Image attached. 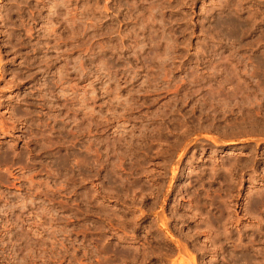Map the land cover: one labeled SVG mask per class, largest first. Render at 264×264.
I'll return each mask as SVG.
<instances>
[{
  "label": "rangeland",
  "instance_id": "1",
  "mask_svg": "<svg viewBox=\"0 0 264 264\" xmlns=\"http://www.w3.org/2000/svg\"><path fill=\"white\" fill-rule=\"evenodd\" d=\"M0 264H264V0H0Z\"/></svg>",
  "mask_w": 264,
  "mask_h": 264
}]
</instances>
